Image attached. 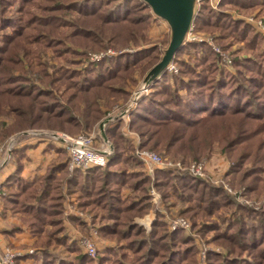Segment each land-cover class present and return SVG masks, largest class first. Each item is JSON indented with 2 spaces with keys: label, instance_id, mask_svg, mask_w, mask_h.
<instances>
[{
  "label": "trees",
  "instance_id": "trees-1",
  "mask_svg": "<svg viewBox=\"0 0 264 264\" xmlns=\"http://www.w3.org/2000/svg\"><path fill=\"white\" fill-rule=\"evenodd\" d=\"M16 1V13L5 15ZM226 4L242 13L264 8V0H222L219 8L224 9ZM150 9L145 0H0V30L9 29L0 44V104H9L16 118L9 127L0 123V143L17 128L41 125L68 135H75L76 131L88 133L102 114L98 98L109 95L114 99L125 93V78L136 67H147L159 59L157 45L144 47L137 42L150 23ZM194 24L199 30H220L223 55L233 70L222 65L223 56L206 44L180 45L174 53L177 72L164 70L154 81L151 91L131 112L129 127L138 133L141 149L181 154L184 163L199 159L217 141L231 162L225 177L232 184L245 185L248 194H259L264 189L261 36L243 20L213 9L204 0ZM60 27L69 32L63 33ZM128 39L136 49L103 56L83 70L64 67L54 75L45 73L43 88L31 80L18 57L23 53L33 69V59L39 58L38 51L31 48L33 43L66 55H82L90 48L104 49L108 42L124 45ZM233 39L244 45L232 55L227 52V43ZM190 50L195 53L185 60L183 54ZM52 82L66 83L65 104L55 94L57 87ZM121 126L122 120L117 118L105 128L113 151L104 166L68 169V158L58 149V158L46 172L35 181H26L21 176L20 162L24 146L12 150L15 169L1 183L2 210L20 214L34 237L29 255L37 264H93L65 231L63 202L69 194H76L77 206L92 214L99 236L115 243L99 252L97 264H194L192 239L182 229L167 230L163 214L151 202V188L160 194L165 210L169 209L172 196L187 199L188 204L177 214L193 219L194 226L203 210L210 215L226 205L236 207L225 227L224 219L220 224L213 220L199 231H212L215 242L234 255L246 253L250 261L221 259L208 252L207 262L264 264V211L240 205L222 186L189 171L155 169L150 178L138 169L141 161L122 135ZM124 189L131 194L125 197ZM150 210L156 216L147 233L134 218ZM20 229L14 226L8 233ZM57 247L65 254L57 252Z\"/></svg>",
  "mask_w": 264,
  "mask_h": 264
},
{
  "label": "rangeland",
  "instance_id": "rangeland-1",
  "mask_svg": "<svg viewBox=\"0 0 264 264\" xmlns=\"http://www.w3.org/2000/svg\"><path fill=\"white\" fill-rule=\"evenodd\" d=\"M201 1L187 0L188 3L182 7L183 14L177 13V18H178L179 22L181 23L188 16H190L192 19H190L188 26L189 27L192 26L191 32L193 34L194 33L198 34L199 36H201L203 38L204 37H211L213 39V41L215 42V44H217V46H219L221 48V52L223 53V48H222V44H221L222 36H221L220 30H218V29L199 30V29L195 28L194 16H195V14L199 8V4ZM204 1H207L213 9L224 11V12L230 14L232 16V18L241 19L247 25H249L252 28L253 32L258 33L261 36V48H262V51H264V33L259 31L256 28L255 24L253 23V19H255V18L256 19H260V18L264 19V8H256V9L250 10L248 13H242L239 11V9L237 7H233L230 4H226L224 9H220L219 6H220V3L222 0H219V2L214 6H212L208 0H204ZM194 5L196 6V12L193 15ZM17 6H18V1H16L13 5L9 6L8 9H6L5 15L10 16V15L15 14L16 13L15 10H16ZM149 12L151 14L150 23H148L147 27L142 30L143 37H138L137 42L140 46H144V47L151 46V45H157L159 48L158 49L159 50V57H158L159 59L156 62L152 63L151 65H148L147 67H141V66L136 67L133 70V72L131 73V76L125 78V85H124L125 93H120L116 97L114 96V99H112V96H109V95H102L100 98H98V104L100 106V111L102 114L94 122V124L91 127V130L88 132V133H90L92 131H97L98 134H100L96 138L97 143L101 142V140H105V141H108L110 143V141L105 136V128L110 122H112V121H114L120 117L110 119L108 116V113L109 112L115 113V112H117V110L123 108L126 105L130 96L132 95V93L135 90H137L139 87H141V85L144 82V79L149 74L154 73L156 71V69L158 68V66L162 60V58L165 56L167 50L169 49L171 37L173 35L172 34L173 33V27H172L171 22L168 25V27L169 26L170 27H169L167 32L161 33L159 36L156 35L157 32H155V33L150 32V34H149V28L151 27V25L153 23L152 9H150ZM249 18H252V19L250 20ZM154 20H156V22H158L157 25L161 22L160 19H154ZM189 27H188V29H189ZM158 28H160V27H158ZM188 29L186 30V32L182 36V41L180 42L179 46L186 43V42L203 43V42H197V41H187V40H189V39H187V35H188V31H189ZM7 31H9V29L0 30V44L2 42V35L4 33H6ZM60 31H63V33L69 32L66 27H60ZM67 44L69 47H72L70 43H67ZM108 44L104 49H100V50H95V49H91V48L87 49L82 55L81 54L80 55H66V52H64V51H60V52H59V50L55 51L53 47H45V46L38 47L37 44L33 43L31 48H34L35 52H36V50L38 51L37 54L39 57V58L33 59V63H34L33 69H31L26 58H23V53H20L18 55V57L22 60L23 66L25 67L27 74L31 78V80L35 84H37L39 87L43 88L44 84L42 83V79H44L45 73L50 75V74H53L54 72H58V70H60L61 68H64V67L68 68V69L83 70L84 68H87L90 66V62L98 61L103 56H115L120 52L131 51V50H134L137 48V46H135V43L130 39H128L126 41V44H124V45H122L120 43H117V44L112 43L111 44L110 42H108ZM203 44H206V43H203ZM227 44L229 46L227 48V52L232 54V55L235 54L236 52H240L242 50L243 45H244L243 42H240V41H237L234 39L230 40V42H228ZM206 45L209 46L213 50V48L210 45H208V44H206ZM100 53H103V55L99 59H94V60L90 59L91 54H100ZM174 53L171 56V58L169 59V61L167 62V64L169 62H171L178 69L177 64L175 62V59H174ZM194 53L195 52L193 50H190L189 53L184 52L183 58L185 60L186 59L188 60V57L190 55L193 56ZM240 56H243V54H241ZM222 65H224L226 68L233 70L232 67L229 66V63L222 64ZM164 68H165V66L156 71V74H157L156 79H158L160 77V75L162 74V72L164 70L169 71L168 69H164ZM169 72H173V71H169ZM176 72H173V73H176ZM54 74H56V73H54ZM51 84L53 86L57 87V91L54 89L55 94L58 95L59 100L65 104L67 102V98L65 97V91H64V86L66 83H64V82H62V83L52 82ZM150 88H152V85ZM150 91H151V89H150ZM130 114H131V112H130ZM130 114H129V117H130ZM15 119H16L15 118V112L10 108V105L5 104V103L0 104V123H4L5 127H9V126H11V124H13L15 122ZM120 119L122 120V126L120 128L122 135L129 133L128 134L129 136L130 135L133 136V138L130 137V139H127V141L129 144L133 145L134 153H135L136 148H140L139 147L138 133L130 129V127H129L130 118H128L127 121H125L123 118H120ZM78 132L79 131H76L74 133L78 134ZM32 133L43 135V136H45V138H47L51 141V140H54L51 138L52 134H58V133H64V132L54 130V129L49 128L45 125L31 127V128H24V129L23 128H17L13 132H11L7 136H5L4 140L0 144H3L4 142L10 140V138H13L16 136L21 137L23 135H28V134H32ZM70 136H73V135H70ZM110 145H111V148L113 151L112 144L110 143ZM148 150H150V149H148ZM64 151L66 152L65 148H64ZM152 151H154V150H152ZM156 153H158V152H156ZM158 154L161 155L162 158L165 159L167 162H170L172 164L179 162L183 168L191 165L192 163H202L203 164L202 165L203 176H199V177L203 178L204 180H206V181H208L214 185L222 186L235 199V201L237 203H239L240 205L251 208L254 211H264V189H261L259 194L255 193V192L248 194L247 188H245V185L240 186V185L232 184L231 181H229L225 177L226 172H228V169L230 167L231 162L228 159V157L223 153V151L221 150V146L217 141L213 142L210 150L207 151L205 154H203L199 159L189 160L190 162H188V163H184L182 161L183 157L181 156V154L172 155V154H167L164 152L158 153ZM66 155H67V152H66ZM135 155H136V153H135ZM136 157L139 159V157L137 155H136ZM11 158H12V151H11L10 160H11ZM141 164H142V167L144 169L143 172L147 176H149L150 178L153 177L155 169L170 168V169H174V170H179L175 167L173 168V167H169V166L168 167H155L154 166V167H152L153 169H152L151 174H148L145 171V167H144L145 165L143 164L142 161H141ZM180 171H187V170L184 169V170H180ZM194 176H196V175H194ZM263 177H264V173H263ZM226 186L230 187L232 192L229 191ZM151 189H154V188H151ZM150 190H149V195H150ZM154 191L158 194V197L156 198L155 201L152 200V197H151V202L153 204H156V206L160 209V212L163 214V218H164L166 225H167V230L174 231L176 229H182L183 233L192 239V242H193V245L195 248L194 264H208V262H207L208 252H213V253L217 254L219 257H221V259L228 257L229 259H232V260L233 259H239V260H246L247 259L250 261L251 258L246 253H243L240 256L234 255L231 252L227 251V249L223 245L215 242L213 240V232L212 231L209 233H206V234H204L203 232L201 233L200 232L201 230L199 231V228L203 224H209L213 220L219 222V224H220V222H221L220 220L224 219V223L222 226L225 227L228 223V220L231 219V217H233V214L236 213V207H229L228 205H226L225 207H223V208L221 207L218 211L213 212L210 215H208L206 210H203L204 214L196 217L195 221H196L197 226H194V222H193L194 220L193 219H191L190 217H187V216H182V215L177 214V211L179 209L186 207V205L188 204L187 199H183V198L181 199L179 197L172 196L170 199L169 209L165 210L164 205L160 200V194L155 189H154ZM1 192L3 194V188H1ZM0 200H1V197H0ZM192 203H194V201H192ZM77 209H78V212L81 216H84V215H85V217L88 216V218L90 220L88 219V221H87L88 227L84 226V229H86V231H84V233H81L76 238H70V237L69 238L75 241V243L77 244V246H78V248L82 254L90 257L93 261V264H97L99 252L104 250V249H101L100 246H98L97 241L95 239V238H101L99 236V234L97 233V226L98 225L93 224L91 213L83 211L80 208H77ZM64 211H65V208L63 207L62 220L65 217ZM155 216H156L155 211L150 210L147 214H145L142 217H135L134 221L136 223L142 225L145 228V231L148 233L150 230L151 222L155 219ZM176 217L185 218L188 221L189 226L187 228H181L180 227V228H176V229H170L168 226V219L176 218ZM253 222L256 223V217H253ZM91 236H92V238L96 244V254L94 256H90L89 254H87V252H85V250L83 249V247L79 241V239L81 237H91ZM58 248L59 247H57L55 250L57 252H60L61 255H64L65 252H63L60 248L59 249ZM6 249H10L12 251L19 252V249L13 248L11 246H5L4 248H0V254L1 253L3 254V251H5ZM32 251H33L32 247L28 248L29 254L32 253ZM19 255H20V252H19ZM18 257L19 256H16V259H18ZM16 259H15V264H16ZM17 264H19V260H18ZM34 264H37V262H35Z\"/></svg>",
  "mask_w": 264,
  "mask_h": 264
},
{
  "label": "built area",
  "instance_id": "built-area-1",
  "mask_svg": "<svg viewBox=\"0 0 264 264\" xmlns=\"http://www.w3.org/2000/svg\"><path fill=\"white\" fill-rule=\"evenodd\" d=\"M201 1V0H196ZM212 6L216 5L219 0H208ZM250 20L252 18H249ZM253 23L255 24L256 28L264 33V19H253ZM192 26L189 27L188 35H187V41H197V42H203L208 45H210L213 50L223 56V63L227 64L229 60L227 59V56L223 55L221 52V48L215 44L213 39L211 37H201L198 34H193L191 32ZM103 53L100 54H91L90 59H99L102 57ZM168 69L169 71L176 72L177 68L176 66L169 62L163 65L161 68ZM160 69V68H159ZM157 74L156 72L149 74L145 79L141 87H139L137 90H135L132 95L130 96L128 102L126 105L117 110L115 113H108L109 118H123L125 121L128 120L130 112L134 109L137 102L145 96L149 91L152 83L156 80ZM34 134V133H32ZM129 134V133H128ZM98 134L97 131H92L90 133H78L76 135L70 136L65 133H58V134H52L51 138L60 142L63 148H65L67 152L68 157V166L69 168H77L84 170L89 167L93 166H104L107 161V157L112 152L111 145L108 141L101 140V142L97 143L96 138ZM26 135H23L21 137H13L10 138V140L4 142L3 144H0V172L2 168L10 162L11 157V151L15 148L17 142L25 137ZM133 138V137H132ZM136 155L139 157V159L143 162L145 165V171L148 174H151L152 167H175L179 170H187L191 174L196 176H203L202 171V163H192L191 165L183 168L181 164L178 163H170L167 162L165 159L162 158L161 155L156 153L155 151L148 150V149H140L136 148L135 150ZM171 164V165H170ZM227 187V186H226ZM1 182H0V197L2 195L1 192ZM229 191H231L230 187H227ZM232 192V191H231ZM150 195L152 197V200H156L158 197V194L154 191V189L150 190ZM168 226L170 229H176V228H187L189 226L188 221L183 217H176V218H170L168 219ZM83 249L87 254L90 256H94L96 254V244L91 237H81L79 239ZM16 256H19V252L12 251L10 249H6L3 251V254H0V264H15Z\"/></svg>",
  "mask_w": 264,
  "mask_h": 264
},
{
  "label": "crops",
  "instance_id": "crops-1",
  "mask_svg": "<svg viewBox=\"0 0 264 264\" xmlns=\"http://www.w3.org/2000/svg\"><path fill=\"white\" fill-rule=\"evenodd\" d=\"M195 12L196 6L194 5L193 15ZM152 16L153 23L149 28V34L150 32H157L156 35L159 36L161 33L167 32L170 27H168L170 23L169 20L162 14L155 12L153 9ZM154 19H160L161 22L157 25L158 22H156ZM123 135L126 137V139L133 137L131 135L129 136L128 134ZM21 147H23L24 152V155L20 161L22 167L21 176L26 181L37 180L46 172L48 165L58 158V149H62L64 151V148H62L63 146L60 142L56 140L50 141L49 139L45 138V136L39 134H28L21 138L16 144L15 148ZM65 158H67L66 152ZM65 158H63L62 161H64ZM14 169L15 164L13 160H10V162L6 164V166L0 172V182L2 183ZM138 169L142 172L144 171L142 165ZM2 188L4 189V187ZM130 194L131 191L129 189L123 190V195L125 197L129 196ZM63 207L65 208V217L63 219L65 231L70 238H76L78 235L86 231L84 226L88 227L87 221L89 218L88 216L85 217V215L81 216L79 214L77 209L79 207L77 206L76 194L66 195L63 202ZM2 209L3 203L2 200H0V248L11 246L13 248L19 249V264H34L36 260L30 256L28 252V248L32 246L34 237L29 233L28 227L22 222L20 214L12 213L10 211H3ZM14 226H18L21 229L14 234L8 233V231ZM95 239L101 249L113 247L115 244L113 241L103 240L101 238Z\"/></svg>",
  "mask_w": 264,
  "mask_h": 264
},
{
  "label": "water",
  "instance_id": "water-1",
  "mask_svg": "<svg viewBox=\"0 0 264 264\" xmlns=\"http://www.w3.org/2000/svg\"><path fill=\"white\" fill-rule=\"evenodd\" d=\"M145 1L150 5V7L155 12L165 16L169 20V22H171L173 27V33H172L173 35L171 37L169 49L167 50L165 56L162 58L158 68L156 69L157 71L159 68H161L169 61L175 50L178 48L180 42L182 41V36L189 27L188 23L192 18L188 16L181 23L177 18V13L183 14L182 7L188 3L187 0H145Z\"/></svg>",
  "mask_w": 264,
  "mask_h": 264
}]
</instances>
